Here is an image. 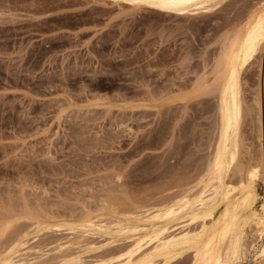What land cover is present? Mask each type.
<instances>
[{
  "label": "rangeland",
  "instance_id": "1",
  "mask_svg": "<svg viewBox=\"0 0 264 264\" xmlns=\"http://www.w3.org/2000/svg\"><path fill=\"white\" fill-rule=\"evenodd\" d=\"M222 1L204 13L168 14L124 0H0V264L110 257L128 242L112 220L152 214L168 196L197 191L219 111L215 91L190 96L193 82H212L220 37L264 7ZM249 63L226 181L260 165L258 207L264 42ZM253 239L239 264H264ZM183 255L170 264H189L190 252Z\"/></svg>",
  "mask_w": 264,
  "mask_h": 264
},
{
  "label": "bare ground",
  "instance_id": "2",
  "mask_svg": "<svg viewBox=\"0 0 264 264\" xmlns=\"http://www.w3.org/2000/svg\"><path fill=\"white\" fill-rule=\"evenodd\" d=\"M124 1L136 8L146 7L168 12V14L169 12L195 14L210 11L222 0ZM238 28V30L234 29L235 32L225 33L220 37L222 41L213 64V80L209 78L212 82L208 83V80L206 82L205 76L203 79L199 77L196 83L193 82V88L190 91V96L194 97L208 95V93L214 94L213 91H215L216 100H218V106H216L219 111V125L216 129V146L212 158L209 157L208 164L204 166L206 168H203L205 170L203 175L199 180L196 179L197 184L201 183L200 187H194L198 189L191 194L189 188L180 192L175 190L177 193L163 200L165 204L163 206L160 204L161 207L154 212L153 209L152 214L147 213L148 209L144 213V215L147 214L145 216H132L131 220H119L120 222H115L118 219L112 220L113 224H117L119 235L128 241L127 244L112 251L110 257L95 258L84 264H155V262L170 264L182 258L181 256L187 252H190L189 264H239L246 258L248 250L245 241L249 236L254 238L250 241L251 250H258L257 254L260 258L264 255L262 243L264 202L256 206L259 196L255 190L256 182L261 177V166L256 165L248 169L246 176L241 177L236 184H230V186L228 184L230 181L227 182L228 179L226 181L231 169L236 167V156H238L236 154L238 151L233 148L237 145L235 137L240 134L238 131L243 116L241 107L243 102L240 94L242 93L240 92L241 72L249 62L251 63L256 52L261 50L264 42V7L253 10L249 18ZM238 149L239 146L236 147V150ZM192 189L193 187L190 188ZM109 222L112 225L110 219ZM173 222L175 223L172 224ZM95 224L100 227L101 223ZM179 224L182 226L177 227ZM36 225L41 226V224ZM78 226L80 225L76 227ZM101 229L104 230L105 227Z\"/></svg>",
  "mask_w": 264,
  "mask_h": 264
}]
</instances>
